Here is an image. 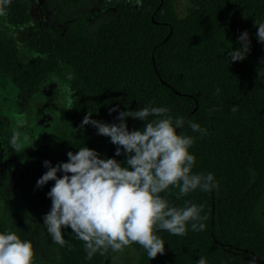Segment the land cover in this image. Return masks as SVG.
I'll return each instance as SVG.
<instances>
[{"label":"trees","instance_id":"trees-1","mask_svg":"<svg viewBox=\"0 0 264 264\" xmlns=\"http://www.w3.org/2000/svg\"><path fill=\"white\" fill-rule=\"evenodd\" d=\"M184 12L176 0H134L136 7L122 6L119 13L87 34L80 21L60 36L48 29L27 41L37 56L26 63L17 58L14 42L0 32V72L22 91L36 92L42 81L61 68L69 85L68 110L72 131L60 136L53 147L37 146L28 161L35 183L48 169L68 162L67 153L87 147L127 167L126 156H116L117 145L97 134L83 118L112 124L121 111L162 107L173 122L183 118L176 132L193 138L189 154L195 157L192 174H212L215 187H199L179 196V187L160 193L170 206L185 203L203 206V231H193L189 221L183 236L154 230L165 250L154 259L139 244L136 264H264V43L258 42L255 22L264 23V0H185ZM11 24L28 21L27 0L3 5ZM247 31L251 41L246 59L230 62L228 53L241 47L238 37ZM217 89L219 92H217ZM110 108L118 111L109 114ZM233 108L236 110L233 111ZM155 117L150 116L148 120ZM128 130H142L145 122L126 118ZM195 123L203 134L194 132ZM5 120L0 117V130ZM123 152V149L121 148ZM63 172L57 176L62 177ZM71 175V174H68ZM55 181L38 188L31 202L52 207L47 193ZM179 196V198H178ZM69 244L53 242L59 254L54 262L35 255L32 264H108L117 252L109 249L91 259L83 241L70 227L61 229ZM9 232L0 218V234Z\"/></svg>","mask_w":264,"mask_h":264},{"label":"clouds","instance_id":"clouds-1","mask_svg":"<svg viewBox=\"0 0 264 264\" xmlns=\"http://www.w3.org/2000/svg\"><path fill=\"white\" fill-rule=\"evenodd\" d=\"M8 3L10 0H0V16ZM255 26L258 42L264 43V23L255 22ZM238 43L241 47L228 53L230 62L246 59L251 45L247 31L239 35ZM116 111L118 108H110L109 114ZM168 111L147 106L135 112L121 111L116 117L118 124L93 120L90 112L83 118L80 128L90 124L98 135L109 137L118 146L115 155L126 156L127 167L112 158L101 159L99 153L87 147L75 154L69 151L68 162L55 167L50 161L43 162L48 170L36 187L55 181L47 193L52 207L43 217L54 243L61 247L69 244L61 229L70 227L77 239L85 242L88 259L97 252L104 255L109 249L121 252L133 243L141 245L154 259L165 250L164 241L154 234L157 226L178 236L186 234L189 221H193V231L204 230L203 223H195L206 219L199 215L202 205L186 202L183 208L173 207L160 195L170 186L179 187V196L198 187L206 192L215 187L212 174H192L195 157L189 154V148L194 140L177 134L184 120L176 118L173 122ZM150 116L155 118L149 121ZM128 117L144 121L143 129L130 132ZM190 127L194 132L206 131L195 123ZM16 140L14 133L9 143L15 145ZM58 172L64 175L58 178ZM33 255L32 243L16 232L0 234V264H32ZM196 264H206V260L201 257Z\"/></svg>","mask_w":264,"mask_h":264},{"label":"rangeland","instance_id":"rangeland-1","mask_svg":"<svg viewBox=\"0 0 264 264\" xmlns=\"http://www.w3.org/2000/svg\"><path fill=\"white\" fill-rule=\"evenodd\" d=\"M175 5L177 12L182 13L186 1L176 0ZM122 6L137 4L134 0H27L28 21L11 24L4 10L0 32L14 42L18 60L26 63L37 56L27 45L32 34L48 29L63 36L78 21L87 34H92L100 24L116 17ZM60 70L51 72L34 93L20 90L0 72V117L5 120L0 130V218L9 232L32 243L38 259L51 263L59 259L43 220L51 206L38 208L32 204L38 188L28 161L37 146L53 147L61 135L68 137L72 131L68 117L71 92L68 83L61 79ZM14 133L17 140L12 145L9 141ZM137 260L138 252L130 245L117 252L108 264H136Z\"/></svg>","mask_w":264,"mask_h":264}]
</instances>
